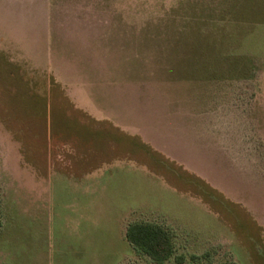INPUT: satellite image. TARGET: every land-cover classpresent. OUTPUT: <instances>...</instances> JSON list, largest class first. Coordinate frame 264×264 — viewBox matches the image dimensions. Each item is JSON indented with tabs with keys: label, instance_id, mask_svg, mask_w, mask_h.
<instances>
[{
	"label": "rangeland",
	"instance_id": "1",
	"mask_svg": "<svg viewBox=\"0 0 264 264\" xmlns=\"http://www.w3.org/2000/svg\"><path fill=\"white\" fill-rule=\"evenodd\" d=\"M0 264H264V0H0Z\"/></svg>",
	"mask_w": 264,
	"mask_h": 264
},
{
	"label": "trees",
	"instance_id": "2",
	"mask_svg": "<svg viewBox=\"0 0 264 264\" xmlns=\"http://www.w3.org/2000/svg\"><path fill=\"white\" fill-rule=\"evenodd\" d=\"M125 237L137 250L158 263L168 259L174 251L170 234L156 224H131L126 229Z\"/></svg>",
	"mask_w": 264,
	"mask_h": 264
},
{
	"label": "crops",
	"instance_id": "3",
	"mask_svg": "<svg viewBox=\"0 0 264 264\" xmlns=\"http://www.w3.org/2000/svg\"><path fill=\"white\" fill-rule=\"evenodd\" d=\"M46 189H47V186L46 187L44 186V190H46Z\"/></svg>",
	"mask_w": 264,
	"mask_h": 264
}]
</instances>
